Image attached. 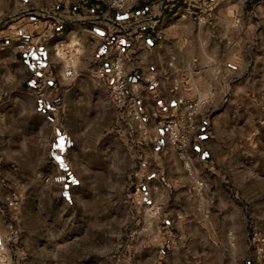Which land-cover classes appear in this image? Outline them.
Instances as JSON below:
<instances>
[{"label": "rangeland", "instance_id": "374dc122", "mask_svg": "<svg viewBox=\"0 0 264 264\" xmlns=\"http://www.w3.org/2000/svg\"><path fill=\"white\" fill-rule=\"evenodd\" d=\"M75 1L0 0V23ZM257 13L260 29L236 35L229 55L214 25L197 26L202 64L232 55L241 66L196 96L207 99L209 163L187 148L160 166L91 79L63 84L51 118L14 86L0 101V264H264V4ZM58 134L69 140L61 155Z\"/></svg>", "mask_w": 264, "mask_h": 264}, {"label": "crops", "instance_id": "0c3cea01", "mask_svg": "<svg viewBox=\"0 0 264 264\" xmlns=\"http://www.w3.org/2000/svg\"><path fill=\"white\" fill-rule=\"evenodd\" d=\"M263 4L264 0H135L130 10L120 11L102 0H78L39 7L16 23H0V101L17 86L31 96L36 110L47 118L57 116L63 84L78 78L96 82L97 69L109 68L120 53L129 91L139 96L143 111L141 123L132 119L128 124L143 125L139 131L145 144L163 166L161 155L177 150L158 122L175 109L178 96L191 100L210 82L225 81L241 67L232 55L223 64L216 59L202 64L192 53L195 38L201 35L197 26L214 25L221 38L216 51L229 55L237 50L236 35L251 37L258 32L255 23ZM227 10L237 12L227 15ZM24 41L31 43L30 51L19 47ZM153 76L158 87L151 84ZM174 80L180 81L181 91L173 89ZM96 83L107 94L106 80ZM201 117L187 152H197V161L209 163L203 149L207 121ZM68 141L67 136L57 135L55 155L66 153ZM149 196L157 197L151 190ZM153 202L164 205L161 200Z\"/></svg>", "mask_w": 264, "mask_h": 264}, {"label": "built area", "instance_id": "2783aa9c", "mask_svg": "<svg viewBox=\"0 0 264 264\" xmlns=\"http://www.w3.org/2000/svg\"><path fill=\"white\" fill-rule=\"evenodd\" d=\"M102 1L111 8L120 11L130 10L135 2V0ZM19 47L25 51H30L31 43L24 41ZM60 48L64 49L62 45H60ZM56 53L59 54L58 49H56ZM68 57L70 58V56ZM94 80L96 82L106 80L109 100L120 110L121 114L123 113L141 123L143 111L139 104V96L133 95L129 91L128 80L125 76L124 60L120 53L111 62L109 68L100 67L97 69ZM151 84L154 87H158L159 81L155 76L152 77ZM181 87L180 81L174 80L173 89L181 91ZM205 103H207V99L195 97L188 100L183 94H180L177 98L175 109L158 122L164 128L170 144L179 150L181 154L189 147L197 129V116L204 108ZM138 126L143 128L142 124Z\"/></svg>", "mask_w": 264, "mask_h": 264}]
</instances>
